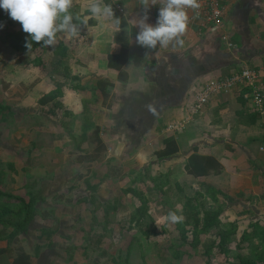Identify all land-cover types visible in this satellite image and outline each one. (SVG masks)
<instances>
[{
    "label": "crops",
    "instance_id": "1",
    "mask_svg": "<svg viewBox=\"0 0 264 264\" xmlns=\"http://www.w3.org/2000/svg\"><path fill=\"white\" fill-rule=\"evenodd\" d=\"M117 2L124 10L121 14L113 7L115 16L121 20L120 29L110 20L92 14L88 16L93 20L90 25L73 21L79 24L80 32L86 27L87 37L78 35L71 39L67 35L69 39L58 40L65 55L52 53V59L48 57L52 63L50 71L40 65L43 60L38 63L36 58H30L25 62L21 58L24 54L16 51L8 64L0 67V107H3L0 119L5 109L11 112L7 114L10 120L23 116L27 128L18 132L26 137L23 140L36 132L38 146L43 141L44 147L49 139L51 151L60 154L75 135L80 133L85 141L89 136L88 143L91 145L92 141L93 148L87 147L97 155V160L79 163V170L96 167L101 160L102 166L97 171L116 166L113 172L130 175L139 168V163L146 171L156 163L161 174H168L172 183L179 181L176 170H180L179 177L193 183L194 191L210 186L229 200L240 201L237 204L245 202L247 207L240 205L244 214L264 210V116L253 111L244 98L246 89L212 98L180 132L165 130L169 123L188 114L196 91L206 79L223 78L247 66L257 73V83L264 93V0H225L221 26L194 24L182 37L183 47L155 50L136 44L138 28L128 24V20L143 15L139 0ZM109 3L114 6L115 0ZM79 8L74 16L82 14ZM150 8L153 14L147 22L155 25L160 5ZM4 12L0 8V25L4 23L1 22ZM10 20L11 30L22 29L19 22ZM62 34L65 33H58L57 37ZM9 36L5 33L0 43L7 42ZM224 36L231 48L222 40ZM26 68V80H18ZM55 73L63 76V86L58 87L59 96L46 100L42 106L39 100L55 89ZM58 110L71 118L53 120L58 118ZM6 121L4 117L2 123ZM169 139H172L169 146L176 152L158 159L157 153ZM44 151L48 154L50 149L44 147ZM40 154L35 150L29 158ZM197 157L211 158L219 165V172L188 174L185 166L191 171ZM159 188L163 193L162 182ZM18 239L17 234L0 240V264L35 263L29 252L18 246Z\"/></svg>",
    "mask_w": 264,
    "mask_h": 264
},
{
    "label": "rangeland",
    "instance_id": "2",
    "mask_svg": "<svg viewBox=\"0 0 264 264\" xmlns=\"http://www.w3.org/2000/svg\"><path fill=\"white\" fill-rule=\"evenodd\" d=\"M116 1L112 5L115 10L120 5ZM89 3L90 0H73L70 9L75 14L81 7L80 23L88 25L93 23L92 17H88ZM4 13L0 41L5 33L10 36L7 42L0 43V67L8 64L27 34L17 27L11 30L7 23L11 18ZM11 32L15 33L13 38ZM87 32L85 27L79 35L87 37ZM65 36H58L57 42L69 39ZM52 48L38 47L24 54L30 57L19 56L25 62L30 58H36L38 63L43 60L40 65L50 71L52 63L48 57L52 59ZM28 68L20 72L18 80H26ZM53 75L57 77L54 88L63 86V76ZM4 112L0 119V203L16 205L34 197L31 220L18 234V246L29 252L34 264H233L236 255L250 258L264 243V210L244 214L240 205L247 207L245 202L237 204L240 201L206 191V186L194 191L193 183L179 177L180 170H176L179 181L172 183L168 174H161L156 163L148 171L139 163V168L130 175L113 172L116 166L111 170L102 168L103 173L97 171L102 166L101 160L96 167L79 170V163L97 160V155L87 147L93 148L92 141L91 145L88 143L89 136L85 141L80 133L75 135L62 154L51 151L47 139L44 147L50 152L43 153V141L38 146L36 132L25 140L23 133H18L19 129L27 128L25 118L20 115L11 121L7 115L11 112L6 109ZM58 115L53 120L71 118L68 113L61 115L60 110ZM4 117L7 121L3 124ZM40 138L43 140L42 135ZM35 150L41 152L40 156L30 159ZM161 182L163 193L159 188ZM188 199L192 202L186 206ZM142 204L146 214L139 217L137 211ZM170 211L182 216L183 222H168ZM209 211L216 214L219 225L196 239L190 218L197 216L203 222ZM255 222L259 225L258 236L250 231ZM247 230L249 240H243ZM230 231L233 232L230 241L220 248L221 233ZM208 246L213 248L206 253Z\"/></svg>",
    "mask_w": 264,
    "mask_h": 264
},
{
    "label": "clouds",
    "instance_id": "3",
    "mask_svg": "<svg viewBox=\"0 0 264 264\" xmlns=\"http://www.w3.org/2000/svg\"><path fill=\"white\" fill-rule=\"evenodd\" d=\"M157 4L160 5L159 14L155 25H152L147 22L148 9ZM139 5L143 8V15L128 20V24L138 28L136 44L150 50L183 47L182 37L189 23L188 10L196 11L201 7L199 0H139ZM72 7L73 0H0V8L13 21L20 23L31 41L42 43L45 47L55 46L58 33L71 37L79 35V24L73 21L80 22V17L71 13ZM88 11L93 16L110 20L114 27L120 29V18L115 16L112 6L105 4L104 0H90ZM25 46L30 50L32 43L28 42ZM166 219L173 224L183 222V217L173 211L167 214Z\"/></svg>",
    "mask_w": 264,
    "mask_h": 264
},
{
    "label": "trees",
    "instance_id": "4",
    "mask_svg": "<svg viewBox=\"0 0 264 264\" xmlns=\"http://www.w3.org/2000/svg\"><path fill=\"white\" fill-rule=\"evenodd\" d=\"M104 3L111 5L109 3V0H104ZM113 9V6H112ZM114 11V10H113ZM73 14V13H72ZM1 18V14H0ZM9 23H11V20H8ZM75 21V20H74ZM11 35H14L11 33ZM24 42L22 43L21 48L18 50L22 52V54H28L33 52L38 47H45L41 44H37L36 42L31 41V38L28 34L24 35ZM31 42L32 48L29 50L25 45L26 43ZM33 50V51H32ZM51 52L54 55L64 56L65 55V49L62 48L61 43L58 42L56 46H54L51 50ZM60 90L59 88L54 89L51 93H49L47 96H43L39 100L40 105H44L46 103V100L49 101L50 99H55L56 96H59ZM59 102V101H58ZM42 103V104H41ZM54 106L57 105L56 102L53 104ZM3 110V107H0V113ZM172 141V139L167 140L165 143V147L162 151L157 153L158 159H165L170 157L176 152L175 148H172L169 146V142ZM13 166V165H10ZM193 169L190 171L185 166V170L188 174L193 173L194 176H201V175H207L208 171H213L214 173H218L220 170L219 165H216L215 162L211 158H205V157H197V159H193ZM206 191L216 193V190L211 188L210 186H206ZM34 202V197H30L27 202H22L20 204L16 205H10V204H1L0 203V240L2 239H11L15 237V235L21 233L26 228L27 224L31 220V204ZM191 203V200L186 201L187 203ZM138 216L141 217L144 214H146V209L144 207V204H142L140 210L137 211ZM191 222L193 223V230L195 233L196 239L198 238V235L201 233H205L208 231V229L212 227H218V221L216 219V214H214L212 211L206 212L204 221L200 220L197 216H193L190 218ZM257 222L254 224H251V234L258 236L260 233L257 232L258 228ZM233 232L230 231L228 234L221 233L219 247L222 248L224 245H226L230 241V237L233 235ZM243 240H249V231H245L242 236ZM213 246H208L206 248V253H209ZM233 264H264V243L259 247L257 251L253 252L252 256L250 258L244 257L242 255H236L234 257V263Z\"/></svg>",
    "mask_w": 264,
    "mask_h": 264
},
{
    "label": "built area",
    "instance_id": "5",
    "mask_svg": "<svg viewBox=\"0 0 264 264\" xmlns=\"http://www.w3.org/2000/svg\"><path fill=\"white\" fill-rule=\"evenodd\" d=\"M224 1L225 0H199L201 7L198 10H188L189 23L187 30H189L194 24L209 28H217L221 26ZM116 9L119 13H124V10L120 5H117ZM152 14L153 10L149 8L148 16H152ZM222 40L226 43L228 48H231L227 36H224ZM257 81V73L247 66H244L241 70L232 72L223 78L206 79L204 85L196 91L194 101L188 107V114L180 121L169 123L165 130L172 133L180 132L186 125L191 123L195 115H199L202 112L204 106L212 98L217 97L220 94H230V92L240 89L247 90V92L244 93V98L250 102L253 111L260 116H264V93L262 87Z\"/></svg>",
    "mask_w": 264,
    "mask_h": 264
}]
</instances>
